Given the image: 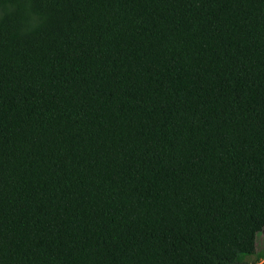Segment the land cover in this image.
<instances>
[{"label":"trees","instance_id":"trees-1","mask_svg":"<svg viewBox=\"0 0 264 264\" xmlns=\"http://www.w3.org/2000/svg\"><path fill=\"white\" fill-rule=\"evenodd\" d=\"M263 229L264 0H0V264H255Z\"/></svg>","mask_w":264,"mask_h":264},{"label":"rangeland","instance_id":"rangeland-1","mask_svg":"<svg viewBox=\"0 0 264 264\" xmlns=\"http://www.w3.org/2000/svg\"><path fill=\"white\" fill-rule=\"evenodd\" d=\"M256 250H255V253L252 254V255H249L247 257V259H249L248 261L249 262H255V264H261L263 261H264V258L262 259H259V261L256 262V258L257 256H261L264 254V229L262 231H259L257 234H256ZM252 262V263H253Z\"/></svg>","mask_w":264,"mask_h":264}]
</instances>
